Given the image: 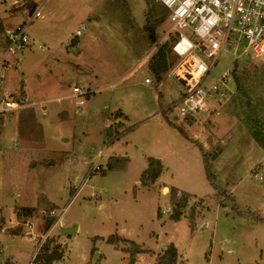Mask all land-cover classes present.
Listing matches in <instances>:
<instances>
[{"label": "rangeland", "instance_id": "374dc122", "mask_svg": "<svg viewBox=\"0 0 264 264\" xmlns=\"http://www.w3.org/2000/svg\"><path fill=\"white\" fill-rule=\"evenodd\" d=\"M26 1L0 0V45L28 22ZM32 1L42 12L2 83L37 105L0 113V264H46L33 262L27 223L44 232L53 217L49 240L63 256L51 264H156L172 243L177 264H264V61L242 58V89L231 75L226 97L190 124L176 105L184 85L150 66L151 33L161 40L171 24L154 25L161 3ZM233 68L223 52L205 85ZM77 84L84 112L68 97ZM201 145L221 147L208 169ZM149 157L164 166L152 184L142 178ZM76 224L75 236L60 234Z\"/></svg>", "mask_w": 264, "mask_h": 264}, {"label": "built area", "instance_id": "2783aa9c", "mask_svg": "<svg viewBox=\"0 0 264 264\" xmlns=\"http://www.w3.org/2000/svg\"><path fill=\"white\" fill-rule=\"evenodd\" d=\"M156 1L167 9L171 23L159 43L176 38L172 49L178 56V62L170 74L185 87V93L176 103L180 107L179 116L182 120L198 118L200 113L209 111L213 100L222 101L228 92L227 83L233 75V69L226 70L212 85H205L206 76L223 52L232 55L233 66L242 58L264 61V0ZM41 12L40 7L33 13H27L28 22L8 29L5 45H0V113L37 105L35 101H27L25 96H15L2 83L4 71L12 64L9 56L29 46L31 38L28 26ZM77 34H82V30L78 29ZM146 82H150V79L146 78ZM86 95L88 92L77 84L68 97L78 98L77 107L84 112L82 106L85 104ZM43 112L46 113V108ZM101 155L102 150L98 152V156ZM100 169V165L95 167L97 171ZM260 179H264V176H260ZM27 225L30 228L29 239L38 244L34 262L49 239L50 229L39 232L35 230L32 222Z\"/></svg>", "mask_w": 264, "mask_h": 264}, {"label": "trees", "instance_id": "16d2710c", "mask_svg": "<svg viewBox=\"0 0 264 264\" xmlns=\"http://www.w3.org/2000/svg\"><path fill=\"white\" fill-rule=\"evenodd\" d=\"M153 2L156 5L157 1L153 0ZM24 6L29 9V13H33L38 7L37 4L33 1L31 2V0H27L24 3ZM153 10H154V12H158L157 6H156V8H155V6L150 8V12ZM168 15H169V13L167 10L165 12L163 11L157 17L156 23L154 25L158 26L159 24L163 23V21H165L168 18ZM150 29L154 30V27L151 26ZM157 36L158 35L155 34L154 31L151 33L152 43L158 44V54L151 60L150 66L153 69V71L157 74L158 81H161L163 79V76L165 74H167L174 67V65L177 63L176 61H174L173 49H172L173 44L176 41V38L172 37V38H169L165 42L159 43L160 37H157ZM241 61L242 60H239L235 63L234 68H233V72H232L234 80L236 82V86L240 90L242 89V84H241L240 79L238 78L237 72L240 68ZM188 122L190 124H193L194 118L189 117ZM208 141L213 143V138L208 137ZM259 142H261V141L259 140ZM215 147L216 146L213 147V145H212V147L209 149V148H204L202 146L203 156H204V160H205V164H206L207 169L209 168V166L211 164L210 158L214 159V152L216 150ZM148 163H149V166L144 171L142 178H144L145 181H148V182H145L146 184H152V183L156 182L157 179L160 177L161 173L163 172L164 166H163L162 160L157 159L155 157H149ZM177 193H178V191H177V189H175V192H174L175 197H177ZM180 199L181 200L178 203L179 209H177V211H175V213L173 215V218L176 221L180 220V217L182 216V211L186 208V206L188 204L189 195L187 193L183 192ZM32 211H33V209H31V208H25L23 210V212L27 215H30L32 213ZM192 217H193V215H192ZM52 219H51L50 223L48 224V226L46 227L45 231H48L52 227V224L55 222V218L53 217ZM258 221H264V218L258 217ZM109 241L114 242L113 236L111 237V239H109ZM124 241H128V239H125ZM133 244H135V243L133 242ZM62 256H63V254L57 249V247L51 246L50 240L48 239L46 241V243L43 245L40 252L38 253L36 260L43 261L46 264H51L54 261L60 260L62 258ZM178 256H179L178 249L172 243L167 247V250L163 251V253L160 255L156 264H177Z\"/></svg>", "mask_w": 264, "mask_h": 264}, {"label": "water", "instance_id": "95a60500", "mask_svg": "<svg viewBox=\"0 0 264 264\" xmlns=\"http://www.w3.org/2000/svg\"><path fill=\"white\" fill-rule=\"evenodd\" d=\"M89 71H90V70H89ZM106 133H107V135L112 136V135H113V128H112V127H108ZM219 149H221V147L218 145V146L216 147L215 152H214V158H215L216 155L218 154V151H217V150H219ZM165 190L167 191L168 188H165ZM78 228H79V225H78V224H76V225H74V226H70V227H64V228H62V231H61L60 234H61V235L75 236V235L77 234V232H78Z\"/></svg>", "mask_w": 264, "mask_h": 264}, {"label": "crops", "instance_id": "0c3cea01", "mask_svg": "<svg viewBox=\"0 0 264 264\" xmlns=\"http://www.w3.org/2000/svg\"><path fill=\"white\" fill-rule=\"evenodd\" d=\"M20 25H21V24H20ZM18 26H19V25H18ZM77 42H78V41H77ZM1 46H4V45H1ZM155 47H156V45H154V46L152 47V50H154ZM152 50H151V51H152ZM151 51L147 52L146 56H148V55L150 54ZM173 55H175L174 52H173ZM144 57H145V56H144ZM175 65H176V64H175ZM175 65H174V67H175ZM174 67H173V68H174ZM173 68H172V69H173ZM172 69L170 70V72L172 71ZM90 70H91V69H90ZM106 134H107V133H106ZM114 135L117 137V132H116ZM263 176H264V175H263Z\"/></svg>", "mask_w": 264, "mask_h": 264}]
</instances>
